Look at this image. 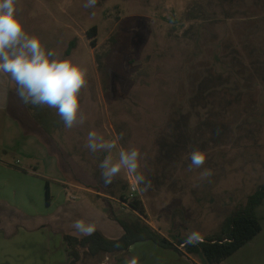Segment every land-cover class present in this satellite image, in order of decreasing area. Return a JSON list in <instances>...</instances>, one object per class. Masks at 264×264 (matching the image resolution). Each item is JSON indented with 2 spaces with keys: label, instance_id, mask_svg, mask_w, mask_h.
<instances>
[{
  "label": "rangeland",
  "instance_id": "obj_1",
  "mask_svg": "<svg viewBox=\"0 0 264 264\" xmlns=\"http://www.w3.org/2000/svg\"><path fill=\"white\" fill-rule=\"evenodd\" d=\"M84 2L19 0L18 5L30 34L88 69L81 91L83 125L66 130L55 109L28 107L40 131L50 133L49 154L58 152L66 162V182L77 181L89 191L77 193L75 202L109 195L117 201L105 198V205L115 217L135 218L119 195L127 196L136 183L143 220L168 239L192 231L202 238L219 235L223 220L264 185V0H98L94 9L84 8ZM92 27L95 37L88 34ZM14 95L13 82L0 75V202L36 221L51 213L46 182L52 193L59 185L47 179L42 162L34 169L28 158L29 136L8 111ZM92 130L107 140L123 133L111 150L114 160L121 147L140 149L141 171L152 182L147 192L123 170L104 184L99 164L109 153L85 147ZM194 149L206 152L207 159L188 171ZM204 169L213 175L201 180ZM64 188L67 200L75 189ZM255 213L262 230L220 264H264V201ZM23 233L6 247L11 252L2 249L0 264H68L62 235L58 240L51 235L46 244V227ZM79 252L77 264H127L133 258L137 264H204L152 242L115 255Z\"/></svg>",
  "mask_w": 264,
  "mask_h": 264
},
{
  "label": "clouds",
  "instance_id": "obj_2",
  "mask_svg": "<svg viewBox=\"0 0 264 264\" xmlns=\"http://www.w3.org/2000/svg\"><path fill=\"white\" fill-rule=\"evenodd\" d=\"M97 4L98 0H85L83 7L94 9ZM18 5L19 0H0V75L13 82L15 94L23 104L55 109L66 130L83 125L87 116L82 111L81 91L87 85L88 69L30 34ZM122 138L123 133L117 139L107 140L92 130L87 134L85 147L92 153H109L99 164L105 185L112 184L123 170L133 175L137 184L143 185L141 193L147 192L152 182L141 171L144 155L140 149L130 144L119 149L117 159L111 155V150L117 148V140ZM188 158L187 170L192 171L205 164L207 153L194 149ZM212 175L211 169H204L199 179L205 180ZM72 227L77 235H91L96 230L94 223L83 219L73 221ZM201 241L200 233L192 231L185 236L183 244L194 245ZM127 264H137V261L133 258Z\"/></svg>",
  "mask_w": 264,
  "mask_h": 264
},
{
  "label": "crops",
  "instance_id": "obj_3",
  "mask_svg": "<svg viewBox=\"0 0 264 264\" xmlns=\"http://www.w3.org/2000/svg\"><path fill=\"white\" fill-rule=\"evenodd\" d=\"M8 102V111L11 117L13 116L12 118L18 122L20 131L26 136H29L28 140L30 141L27 142L29 147L27 156L33 163L34 169H36V164L38 162H42L43 168L46 171L47 179L53 181L59 186H56L57 189L53 194L51 185H49L51 202L47 205L51 208V213L48 217L40 220L35 221L30 216H23L22 212H17L16 209L9 206L6 202H0V238L2 241V243H0V252H2V249H4L5 252H11L12 250L7 249L6 247L12 246L15 239L19 235L24 234V229L33 233L36 228L46 227V230L49 232L48 239L44 241L46 244L51 243L50 239L53 234V236H57L56 240H58L59 236L63 234H69L77 238L87 236L74 234L75 229L72 227V224L76 219H83L86 222L94 223L96 228L95 231L100 232L108 239H117L122 236L123 229L114 219L121 218L115 217L110 207L105 205L107 204V202H105L106 199L111 201L117 200L109 195H103L104 198L98 199V202L97 200L91 202L89 199L75 202L77 199V193L81 192V190L83 191L85 188H83L82 184L77 181L73 182V180H68L71 184L66 182V179L63 177L66 162L63 158L60 159L58 152L52 151L54 152L52 155L59 157V163H57L56 158L49 154L48 149L51 146L49 143L51 139L49 137L50 133L46 130L42 133L37 127L39 124L37 119L32 116L28 110V107H32V105L23 104L17 95L10 96ZM12 155L14 156L16 154L12 153ZM64 184H68L75 189L74 194L70 197L66 194L67 200L62 197V192L60 191L61 188L62 191L66 193ZM84 191L89 192L87 190ZM98 194L102 195L100 193ZM120 203L125 205L122 201H120Z\"/></svg>",
  "mask_w": 264,
  "mask_h": 264
},
{
  "label": "trees",
  "instance_id": "obj_4",
  "mask_svg": "<svg viewBox=\"0 0 264 264\" xmlns=\"http://www.w3.org/2000/svg\"><path fill=\"white\" fill-rule=\"evenodd\" d=\"M96 27H92L88 34L96 36ZM74 44L70 43L66 55L71 53ZM46 202H50L49 183L46 182ZM119 199L134 210L138 216L131 219L114 218L123 229V234L117 239H108L100 232L81 238L63 234L62 238L69 247L68 264H77L81 258L79 249L85 250L91 257L99 255H115L125 252L131 246L141 242H152L165 249L177 251L181 254L199 257L204 264H220L250 242L261 230V223L255 213L256 207L264 201V185L247 197L246 203L227 216L221 225V233L214 237L204 236L202 241L194 245H184V238H174L172 241L159 231L147 224L142 217L146 216L141 202L134 198L128 200L126 195H119ZM119 245V246H117ZM182 245L183 250L178 247Z\"/></svg>",
  "mask_w": 264,
  "mask_h": 264
},
{
  "label": "built area",
  "instance_id": "obj_5",
  "mask_svg": "<svg viewBox=\"0 0 264 264\" xmlns=\"http://www.w3.org/2000/svg\"><path fill=\"white\" fill-rule=\"evenodd\" d=\"M137 190H138V187L136 183H131L130 188H129V194L127 195V199L133 200L134 198H136L135 196H136Z\"/></svg>",
  "mask_w": 264,
  "mask_h": 264
}]
</instances>
